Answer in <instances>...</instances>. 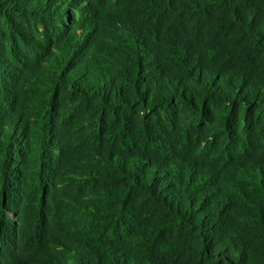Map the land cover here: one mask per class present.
<instances>
[{"label":"trees","instance_id":"16d2710c","mask_svg":"<svg viewBox=\"0 0 264 264\" xmlns=\"http://www.w3.org/2000/svg\"><path fill=\"white\" fill-rule=\"evenodd\" d=\"M0 264H264V0H0Z\"/></svg>","mask_w":264,"mask_h":264}]
</instances>
